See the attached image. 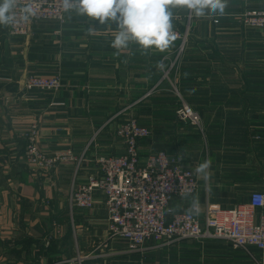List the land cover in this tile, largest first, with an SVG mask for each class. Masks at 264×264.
I'll list each match as a JSON object with an SVG mask.
<instances>
[{
  "label": "crops",
  "instance_id": "obj_1",
  "mask_svg": "<svg viewBox=\"0 0 264 264\" xmlns=\"http://www.w3.org/2000/svg\"><path fill=\"white\" fill-rule=\"evenodd\" d=\"M263 1L227 0L223 15L204 17L172 7L173 26L187 32L177 59V40L164 52L135 43L117 50L115 23L100 25L75 10L63 23L31 22L25 36L0 25V264H62L75 250L89 254L110 243L104 197L96 193L90 209H70L68 195L96 171L95 157L123 153L114 132L128 118L150 130L138 144L142 160L163 150L196 177L197 192L174 198L175 210L197 197L202 220L208 205L231 209L263 191L264 31L238 18ZM55 73L58 90H21L26 75ZM181 102L198 113L199 126L178 121ZM31 124L41 150L70 149L82 156L79 164L63 161L45 172L28 164L22 134ZM206 159L208 181L195 172ZM262 212L255 209V220ZM109 246L116 253L87 264H255L254 255L264 264L259 250L221 239L151 243L141 252L123 241Z\"/></svg>",
  "mask_w": 264,
  "mask_h": 264
},
{
  "label": "built area",
  "instance_id": "obj_2",
  "mask_svg": "<svg viewBox=\"0 0 264 264\" xmlns=\"http://www.w3.org/2000/svg\"><path fill=\"white\" fill-rule=\"evenodd\" d=\"M29 5L35 15H30L27 21L20 20L21 10ZM71 11L64 10L62 0H17L13 10L16 22L6 28L10 35L25 36L31 22L63 23ZM238 18L243 26L264 31V1L259 7L245 9ZM173 31L179 41L177 59L187 32L174 26ZM20 87L24 91H56L61 87L60 76L58 73L28 74ZM175 114L178 121L199 126L198 113L186 103L181 102ZM114 133L123 144V153L95 157L96 171L89 173L68 195L70 209L92 208L94 195L100 193L104 197L108 236L125 242L128 251L141 252L151 243L165 246L184 239H221L234 249L255 248L264 256V212L255 220V209L264 207V190L250 192L246 203L231 209L208 205L201 220L199 214L186 211L189 207L175 210L172 205L174 198L195 194L198 189L196 177L180 165L179 158L159 150L142 160L138 144L149 137L150 130L134 118L119 123ZM22 137L25 141L23 157L38 171H48L63 161H76L78 165L82 160V156L76 157L70 149L51 154L41 150L36 124H31ZM73 260L60 263L71 264Z\"/></svg>",
  "mask_w": 264,
  "mask_h": 264
},
{
  "label": "clouds",
  "instance_id": "obj_3",
  "mask_svg": "<svg viewBox=\"0 0 264 264\" xmlns=\"http://www.w3.org/2000/svg\"><path fill=\"white\" fill-rule=\"evenodd\" d=\"M17 0H0V25L16 22L13 10ZM65 11L75 10L77 14L87 16L106 25L109 21L116 24L117 34L112 41V47L126 49L129 43H135L144 51L155 48L166 51L177 39L173 31L172 11L174 6L189 9L196 17H204L208 13L223 15L227 0H62ZM20 20L27 21L30 15H35L32 7L22 10ZM90 33L93 29L89 30ZM211 161L205 160L197 165L195 172L205 181L210 179ZM199 201L194 197L189 208L190 214H199Z\"/></svg>",
  "mask_w": 264,
  "mask_h": 264
},
{
  "label": "rangeland",
  "instance_id": "obj_4",
  "mask_svg": "<svg viewBox=\"0 0 264 264\" xmlns=\"http://www.w3.org/2000/svg\"><path fill=\"white\" fill-rule=\"evenodd\" d=\"M107 238H109V236ZM107 240H109L110 243L113 244L114 248H116L117 246H120L121 243H122V241H120L118 239H114L113 240V239L109 238ZM109 244H107V246L103 245L99 249H96V251H93V252H91L89 254H87V253L85 254V253L80 252L79 250H75L74 257H73L75 260H73L72 263L76 261V264H81V262H90V261H95L97 259L101 260V259L108 258V257L112 256V254L116 253V251L111 249ZM118 244H120V245H118ZM100 249H102L104 252H101ZM126 250H128V248H126ZM77 251L79 253H77ZM245 252H247V251H245ZM252 253L254 255L253 251L251 252V254ZM254 256H255V259H257V261L253 258ZM254 256L253 257L251 256V258L250 257L249 258L250 259H254L255 264H259L258 263V261H260L259 256L258 255H254ZM246 258L249 261V258L248 257H246ZM67 259H71V258L59 259L58 261L60 262V261L67 260ZM90 259H95V260H90ZM262 260H264V259H262ZM240 263H247V261L243 257H240ZM260 264H263V262L260 261Z\"/></svg>",
  "mask_w": 264,
  "mask_h": 264
},
{
  "label": "trees",
  "instance_id": "obj_5",
  "mask_svg": "<svg viewBox=\"0 0 264 264\" xmlns=\"http://www.w3.org/2000/svg\"><path fill=\"white\" fill-rule=\"evenodd\" d=\"M70 255H68V257H69ZM71 256H73V255H71ZM87 263H89V262H81V264H87ZM73 264H76V261L75 262H73Z\"/></svg>",
  "mask_w": 264,
  "mask_h": 264
}]
</instances>
